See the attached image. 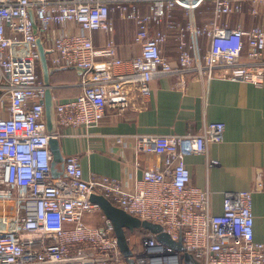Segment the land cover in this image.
Here are the masks:
<instances>
[{"label":"built area","instance_id":"2783aa9c","mask_svg":"<svg viewBox=\"0 0 264 264\" xmlns=\"http://www.w3.org/2000/svg\"><path fill=\"white\" fill-rule=\"evenodd\" d=\"M244 1L0 0V264H130L93 194L161 224L172 239L182 238L185 252L199 264H264V242L255 238L253 212L254 192L264 187L262 175L254 189L226 192L223 212L214 213L210 190L193 184L185 162L186 156L207 154L210 144L223 141L224 122H207L197 133L137 135V150L161 155L163 161L146 167L133 191L115 177H86L77 155L65 156L62 176L52 175V137H65L66 127L98 126L108 109L124 113L136 92L151 94L156 77L177 73L181 88L189 77L262 86L264 26L222 23L242 11ZM199 5L212 12L203 23L197 17ZM181 8L184 20L177 16ZM116 15L137 24L139 52L123 55L114 36ZM55 24L77 29L53 32ZM95 31L110 36L99 46ZM39 37L51 67L84 70L80 93L55 103L57 129L52 133ZM170 42L176 46V65L165 55ZM214 164L210 159L209 165ZM94 212L102 213L103 224L84 221ZM126 236L135 264H195L151 231L126 229Z\"/></svg>","mask_w":264,"mask_h":264},{"label":"crops","instance_id":"0c3cea01","mask_svg":"<svg viewBox=\"0 0 264 264\" xmlns=\"http://www.w3.org/2000/svg\"><path fill=\"white\" fill-rule=\"evenodd\" d=\"M197 13L199 23L212 18L206 6L199 5ZM177 16L184 20L182 8L177 10ZM225 22L245 29L264 26V4L245 0L242 11L223 18ZM115 25L114 36L123 55L139 52L134 43L137 24L116 15ZM69 28L76 30L77 26L55 24L53 32ZM109 36L95 31V44L102 45ZM201 41L204 52L206 43ZM165 55L177 64L174 42L166 46ZM82 74L76 67H69L51 76L55 103L80 93ZM179 79L177 73L154 78L149 96L141 97L136 92L124 113L108 109L98 126L63 128L67 135L60 139L62 152L64 156H79L86 177L92 173L115 177L125 190L133 191L135 179L143 175L144 169L163 161L161 155L138 151L137 135L197 133L207 122H224L223 141L210 144L207 154H190L185 159L193 184L208 188L212 211L222 213L226 192L254 189L258 174L264 182V83L255 86L223 78L203 81L189 77L181 88ZM210 159L217 164L209 165ZM253 212L255 238L264 242V187L254 192ZM187 258L184 256L186 262ZM191 260L198 262L193 255Z\"/></svg>","mask_w":264,"mask_h":264},{"label":"water","instance_id":"95a60500","mask_svg":"<svg viewBox=\"0 0 264 264\" xmlns=\"http://www.w3.org/2000/svg\"><path fill=\"white\" fill-rule=\"evenodd\" d=\"M31 18L34 23L35 32H39V26L37 24V20L33 10H30ZM37 49L40 56V67L41 73L43 77V81L46 85V96H45V107H46V119H47V127L50 133L56 131V115H55V102L54 95L52 91V83L51 76L54 72L60 70L61 68L51 67L47 58V51L45 50V45L43 40L39 37L36 40ZM79 72L83 73V69L80 67H76ZM50 146L53 153V161H52V175L57 178L64 174V161L65 156L62 152L60 139L52 137L50 140ZM92 200L98 203L108 218V221L113 224L115 228V232L121 247L123 254L128 258L130 264H135L133 258H130L132 254V250L127 241L126 229L135 230L138 228L145 229L147 231H151L157 235V238L170 246H173L180 251L185 252V246L183 244L182 238L179 240H174L172 237L163 230L161 224L151 222L149 220H142L139 217L129 214L122 208L116 206L112 203V201L107 198L103 194H93ZM184 256L188 257L187 262L189 263H198L197 261H192V255L185 252Z\"/></svg>","mask_w":264,"mask_h":264},{"label":"rangeland","instance_id":"374dc122","mask_svg":"<svg viewBox=\"0 0 264 264\" xmlns=\"http://www.w3.org/2000/svg\"><path fill=\"white\" fill-rule=\"evenodd\" d=\"M101 214H102L101 212L86 214L84 216V221L91 226H99L104 223Z\"/></svg>","mask_w":264,"mask_h":264},{"label":"trees","instance_id":"16d2710c","mask_svg":"<svg viewBox=\"0 0 264 264\" xmlns=\"http://www.w3.org/2000/svg\"><path fill=\"white\" fill-rule=\"evenodd\" d=\"M55 74V72L53 73V75Z\"/></svg>","mask_w":264,"mask_h":264}]
</instances>
